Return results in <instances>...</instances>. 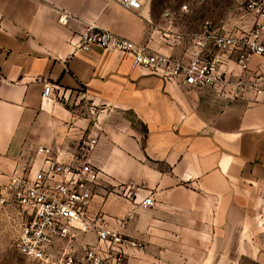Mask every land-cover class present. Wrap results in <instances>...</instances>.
<instances>
[{"label": "crops", "instance_id": "obj_1", "mask_svg": "<svg viewBox=\"0 0 264 264\" xmlns=\"http://www.w3.org/2000/svg\"><path fill=\"white\" fill-rule=\"evenodd\" d=\"M123 1L0 0V191L45 167L37 148L75 164L95 132L100 142L87 159L100 172L91 186L97 228L70 239H99L105 223L148 248L142 262L133 261L136 249L121 250L128 264H264V93L233 95V84L261 74L264 57L250 56L244 72L242 51L225 52L218 68L225 84L194 88L132 68L124 53L78 50L94 27L186 63L206 22L240 34L255 18L248 14L238 29L236 17L225 25L190 0H138L139 10ZM215 54L208 42L203 56ZM45 85L56 100L43 97ZM147 196L155 206L143 210ZM62 240L50 254L62 255Z\"/></svg>", "mask_w": 264, "mask_h": 264}, {"label": "built area", "instance_id": "obj_2", "mask_svg": "<svg viewBox=\"0 0 264 264\" xmlns=\"http://www.w3.org/2000/svg\"><path fill=\"white\" fill-rule=\"evenodd\" d=\"M122 5L127 9L139 10L142 7L138 0H124ZM248 14L255 18L252 29L240 34L217 32L210 22H206L203 31L196 35L198 50L186 63L175 62L171 58L152 54L146 49L137 47L132 41L119 38L107 31L87 28L81 35L78 50L89 52L94 46L104 50L120 52L132 57V68H144L153 72L163 71L164 77L181 79L186 85L194 88L224 85L218 77V68L222 63V54L228 51H242L239 59L241 68L248 70L250 56L264 57V0H248ZM70 14H63L61 22L68 24ZM211 42L216 54L205 58L203 52ZM264 69L253 80L233 84L234 96L247 92L254 94L255 100L264 93ZM43 97L56 100L54 88L45 85ZM100 135L95 132L87 134L79 147L80 157H75V164L60 162L49 148L39 147L37 153L46 157L45 167L34 178H14L8 186L9 202L21 212L23 227L18 242L20 252L29 260L42 264H74L72 258L55 261L49 253L56 239H68L77 231L86 232L95 226L90 216L94 193L91 186L99 180L100 172L87 159L99 145ZM139 206L149 210L155 206L152 196L145 197ZM133 216L129 217V221ZM127 222H122L124 229ZM100 243H110L123 249H139L140 245L124 237L120 232L109 229L105 223L99 227ZM90 264H122V257L116 256L108 263L95 250L86 252Z\"/></svg>", "mask_w": 264, "mask_h": 264}, {"label": "rangeland", "instance_id": "obj_3", "mask_svg": "<svg viewBox=\"0 0 264 264\" xmlns=\"http://www.w3.org/2000/svg\"><path fill=\"white\" fill-rule=\"evenodd\" d=\"M191 3L202 7L208 18L222 17L226 24H230V17L237 18V28H243L246 25L248 0H190ZM228 20V22H227ZM227 22V23H226ZM9 192L0 191V264H42L41 262L29 260L23 255L18 242L23 227V219L20 210L9 202ZM135 241V240H134ZM140 247L136 249L141 254L133 261H143L142 256L148 257V248L144 243L136 241ZM60 250L62 255L53 256L57 262L62 258H72L74 264H90L86 259V252L95 250L100 253L104 260L111 263L116 256L122 257V264H128L129 258L121 252V248L110 243H100L99 239L87 236L77 235L74 238L64 239L61 242ZM149 261V260H148Z\"/></svg>", "mask_w": 264, "mask_h": 264}]
</instances>
